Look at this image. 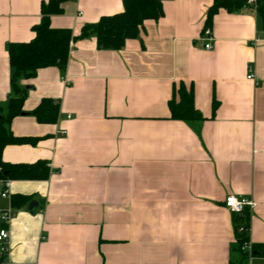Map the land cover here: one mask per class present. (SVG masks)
<instances>
[{
  "label": "crops",
  "instance_id": "1",
  "mask_svg": "<svg viewBox=\"0 0 264 264\" xmlns=\"http://www.w3.org/2000/svg\"><path fill=\"white\" fill-rule=\"evenodd\" d=\"M48 1L0 0V116L14 94L9 44L34 38ZM246 1L215 15L211 40L214 0L167 1L159 21L114 51L80 36L124 1L65 0L51 26L77 38L66 69L17 82L27 98L10 129L38 142L6 147L3 160L44 162L49 177L11 181L8 199L0 181V212L14 215L4 263L237 264L229 195L255 204L248 237L264 248V29L257 0ZM181 82L204 120L171 119ZM44 98L59 103L55 124L31 115Z\"/></svg>",
  "mask_w": 264,
  "mask_h": 264
},
{
  "label": "trees",
  "instance_id": "2",
  "mask_svg": "<svg viewBox=\"0 0 264 264\" xmlns=\"http://www.w3.org/2000/svg\"><path fill=\"white\" fill-rule=\"evenodd\" d=\"M123 1L122 13L102 17L98 23L83 27L80 38L95 36L98 49L121 50L128 40L139 38L147 21H159L164 16V3L171 0ZM64 2L65 0H49L43 5L42 21L33 29L35 34L31 41L9 44L14 94L9 98L7 113L0 116V181L46 180L49 177L46 163L13 165L3 160V152L8 146L33 145L38 142L35 138L15 137L10 129L12 120L23 113V105L27 98V90L20 88L17 82L21 78L27 80L34 78L42 69L50 67H57L62 71L66 69L72 43L77 38L73 36L71 29L51 26V17L63 14L64 10L61 6ZM249 5L246 0H214L207 13L204 30L212 28L213 19L221 9L229 13H239ZM255 8L264 29V0H257ZM169 109L172 120L183 122L204 120L195 106L193 86L188 87L182 82L174 87ZM31 115L40 124H55L59 115V103L44 98ZM17 199L27 201L24 197ZM249 220V209H246L242 215L234 214L237 239L235 249L240 255L237 264H248L252 257L264 255V248L257 245H252L250 253L243 250L244 244L250 241ZM0 264H4V257H0Z\"/></svg>",
  "mask_w": 264,
  "mask_h": 264
},
{
  "label": "built area",
  "instance_id": "3",
  "mask_svg": "<svg viewBox=\"0 0 264 264\" xmlns=\"http://www.w3.org/2000/svg\"><path fill=\"white\" fill-rule=\"evenodd\" d=\"M205 36L208 38L210 37L209 29H207L205 31ZM209 40H211V39L209 38ZM205 48L207 50H211L212 46L210 43H207L205 45ZM247 78L249 80L254 79L255 78L254 73L250 72ZM10 186H11V181H4L3 182V190H2L1 196L4 199H8L10 197V193H9ZM224 205L232 214H235V215H242L246 209L251 210L255 206V204L252 201H250L246 198H243V197H237L235 195H229L225 199ZM13 216L14 215L10 209L3 210L0 212V222L2 224V228L0 229V257L5 258L8 254V246L7 245H8L9 239H10L8 226H9V223L11 222ZM240 232H242L241 229H240ZM243 250L247 251L249 253L252 251V244L250 241H248L247 243L244 244ZM4 264H14V263L7 262Z\"/></svg>",
  "mask_w": 264,
  "mask_h": 264
},
{
  "label": "water",
  "instance_id": "4",
  "mask_svg": "<svg viewBox=\"0 0 264 264\" xmlns=\"http://www.w3.org/2000/svg\"><path fill=\"white\" fill-rule=\"evenodd\" d=\"M34 206H35V203H31L29 209L32 210L34 208Z\"/></svg>",
  "mask_w": 264,
  "mask_h": 264
},
{
  "label": "rangeland",
  "instance_id": "5",
  "mask_svg": "<svg viewBox=\"0 0 264 264\" xmlns=\"http://www.w3.org/2000/svg\"><path fill=\"white\" fill-rule=\"evenodd\" d=\"M1 199V198H0ZM1 201V200H0Z\"/></svg>",
  "mask_w": 264,
  "mask_h": 264
}]
</instances>
